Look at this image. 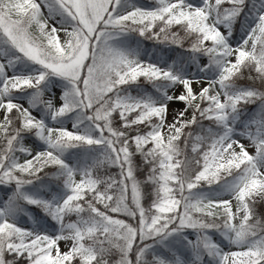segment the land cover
Here are the masks:
<instances>
[{"label": "snow or ice", "instance_id": "1", "mask_svg": "<svg viewBox=\"0 0 264 264\" xmlns=\"http://www.w3.org/2000/svg\"><path fill=\"white\" fill-rule=\"evenodd\" d=\"M0 264H264V0H0Z\"/></svg>", "mask_w": 264, "mask_h": 264}]
</instances>
